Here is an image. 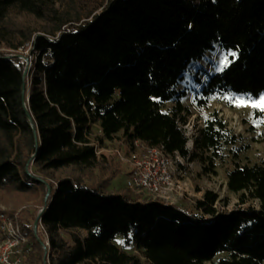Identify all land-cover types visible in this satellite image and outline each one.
Listing matches in <instances>:
<instances>
[{"label":"trees","instance_id":"trees-1","mask_svg":"<svg viewBox=\"0 0 264 264\" xmlns=\"http://www.w3.org/2000/svg\"><path fill=\"white\" fill-rule=\"evenodd\" d=\"M104 1L0 0V49L18 50L39 31L14 24L13 15L48 23L26 78L21 57L0 50V189L14 191L20 204L51 183L43 214L51 264H264V156L242 164L249 144L215 110L202 117L193 151L183 128L216 96L264 93V0ZM217 50L231 63L207 71L200 63ZM253 119L264 124V111L255 108ZM94 124L106 139L122 132L131 145L199 159L207 174L230 158L227 185L244 206L220 212L212 190L197 200L200 214L107 194L116 168L86 183L83 175L101 162L90 141ZM31 159L39 179L26 170ZM69 167L76 175L58 178L54 189L51 173ZM120 237L140 253L120 248Z\"/></svg>","mask_w":264,"mask_h":264},{"label":"rangeland","instance_id":"rangeland-1","mask_svg":"<svg viewBox=\"0 0 264 264\" xmlns=\"http://www.w3.org/2000/svg\"><path fill=\"white\" fill-rule=\"evenodd\" d=\"M108 0L104 1V6L107 4ZM101 6L95 13H99L102 10ZM89 18H84L82 21H85ZM11 21L14 24H20L24 27H31L33 29H39L33 37L32 40L26 42L23 47H20L18 50H13L10 48L3 47L0 50L9 54L20 56L22 61L25 63V70L27 68V75H29L30 69L37 58V53L34 50V42L36 35L44 34L43 29H47L48 23L46 21L38 20L30 15L17 16L13 15ZM70 24H67L63 27L61 31H57L54 38L60 36V34L67 30ZM51 26V25H50ZM221 51L217 50L213 54H209L207 58L202 61L200 64L207 70H212L216 65L222 66L225 62V58L220 55ZM205 79L204 73L201 76V80ZM31 91V81L28 78L27 84V94ZM247 103L241 104V98H229L228 100L216 96L208 104L206 109H194L195 113L190 116L188 122L183 124L184 131L188 137L187 148L191 151L194 150V140L198 134V128L202 126L203 119L212 111H217L220 116L223 117L225 122L228 124V127L235 133L241 134L244 138L243 142L249 144V149L243 154L240 162L245 163H254L260 160L264 156V124L258 123L253 119V110L256 107L252 106V101L243 98ZM184 102L187 105H190L192 102V90L189 91L188 95L185 96ZM172 103L166 104V108H169ZM245 120V121H244ZM254 126V127H252ZM253 128V129H252ZM255 128V129H254ZM90 141L97 142L101 152L99 153V158L101 160L100 167L92 170L91 175H83L86 177V183L91 182V177L95 180L105 178L112 174L113 170L116 168L121 173L117 175L113 180L111 185L108 186L106 193L107 194H118L121 192H128L133 194L135 197H138L140 201L147 202V196H144L140 193H136L132 190H128L126 187V178L128 174V165L121 159L118 154V150H121L123 154L129 153L130 144L126 141L122 132H119L113 139H106L103 137V133L100 127L97 124L92 126V131L90 135ZM94 146V145H93ZM182 171L178 170L175 174V179L179 182L186 183V191L183 195L177 196V204L183 209L200 214L201 211L197 209L196 202L198 199L203 198L204 194L208 190H212L219 195V200L216 203L217 210L228 212L236 208L243 207L240 205L238 196L231 192L227 185V170L231 168L234 164V161L228 158L225 162H220L217 166L216 173L207 174L202 170V163L199 159L191 160L188 158H183ZM29 174L36 179L39 178L34 169L33 159L27 165L26 168ZM181 172V173H180ZM77 171L72 168L62 169L56 172L51 173L53 177L52 183L54 184V189L57 188L56 180L63 176L76 175ZM89 173V174H90ZM90 180H88V178ZM51 184V183H49ZM51 186V185H50ZM48 187V185H47ZM52 187V186H51ZM52 189V188H51ZM124 189V190H123ZM49 190V189H48ZM48 190L46 187H38V192L36 195L25 198L20 204L14 202V191L0 189V211L5 210L6 212H19L20 222L24 228H28L30 232V227L36 219L39 217V213L46 205L49 203ZM46 193V194H45ZM143 199V200H142ZM248 204L258 205L255 201H250ZM75 232L80 235L81 238H85L88 234L85 229H76ZM67 239L70 241V237L67 236ZM38 243L35 242V246ZM117 244L123 250L132 254H139L140 252L134 245L124 244L123 239L120 237L117 239ZM39 245V244H38ZM34 246V247H35ZM40 252L42 253V258L44 256V251L40 247ZM52 253V250H51ZM39 253L36 250L33 251L32 258L29 260L28 264H40L33 262L35 257ZM40 259V262L42 261Z\"/></svg>","mask_w":264,"mask_h":264},{"label":"built area","instance_id":"built-area-1","mask_svg":"<svg viewBox=\"0 0 264 264\" xmlns=\"http://www.w3.org/2000/svg\"><path fill=\"white\" fill-rule=\"evenodd\" d=\"M91 144L99 155L101 150L98 143L92 141ZM117 152L128 165L126 187L147 196V201L174 204L177 196L186 191V183L175 179V174L178 170L182 171L183 166L184 157L179 152H168L164 145L147 146L138 140L130 144L129 153ZM47 208L48 205L40 211L30 232L21 225L19 212L0 211V264H28L35 250V242L44 251L40 264H51L50 236L43 223Z\"/></svg>","mask_w":264,"mask_h":264},{"label":"snow or ice","instance_id":"snow-or-ice-1","mask_svg":"<svg viewBox=\"0 0 264 264\" xmlns=\"http://www.w3.org/2000/svg\"><path fill=\"white\" fill-rule=\"evenodd\" d=\"M233 56L236 55V53H231ZM231 63V61L227 60V57H225V62L223 66L221 67V70H223L224 67H227V65ZM241 104L247 103L243 98L240 100ZM252 106L261 109L264 111V93H261L259 97H257L254 101H252Z\"/></svg>","mask_w":264,"mask_h":264},{"label":"water","instance_id":"water-1","mask_svg":"<svg viewBox=\"0 0 264 264\" xmlns=\"http://www.w3.org/2000/svg\"><path fill=\"white\" fill-rule=\"evenodd\" d=\"M27 68H26V70H25V75L27 74ZM26 87H27V85L25 86V89H26ZM37 179H39V178H37ZM47 185H48V196L51 194V192H52V190H51V186H50V184L49 183H47ZM47 206V205H46Z\"/></svg>","mask_w":264,"mask_h":264},{"label":"crops","instance_id":"crops-1","mask_svg":"<svg viewBox=\"0 0 264 264\" xmlns=\"http://www.w3.org/2000/svg\"><path fill=\"white\" fill-rule=\"evenodd\" d=\"M124 190V189H123ZM129 190V189H128ZM125 192L123 191V192H121V194H124ZM143 200V199H142ZM143 202V201H142Z\"/></svg>","mask_w":264,"mask_h":264}]
</instances>
